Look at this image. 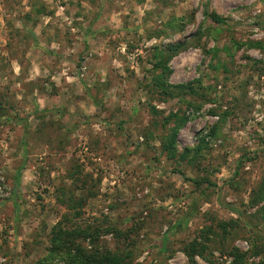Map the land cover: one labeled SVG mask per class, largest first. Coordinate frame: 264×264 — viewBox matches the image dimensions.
<instances>
[{
  "label": "rangeland",
  "instance_id": "obj_1",
  "mask_svg": "<svg viewBox=\"0 0 264 264\" xmlns=\"http://www.w3.org/2000/svg\"><path fill=\"white\" fill-rule=\"evenodd\" d=\"M60 226L264 264V0H0V264H73Z\"/></svg>",
  "mask_w": 264,
  "mask_h": 264
},
{
  "label": "trees",
  "instance_id": "obj_2",
  "mask_svg": "<svg viewBox=\"0 0 264 264\" xmlns=\"http://www.w3.org/2000/svg\"><path fill=\"white\" fill-rule=\"evenodd\" d=\"M214 20L216 22H221L222 19L217 14H212ZM183 43H177L170 47V50H174L173 53H176L180 47H182ZM185 87V86H184ZM189 87V85H188ZM79 205H83L80 201ZM84 234H89L95 238L92 233L88 230H80V229H65L64 227L56 228L55 236L53 237V253L56 255H61L67 253L70 255L69 260L73 262V264H127L128 258L132 257V252H114L111 250L101 251L99 249H95L94 251H86L84 247H82L76 240L80 237H83ZM128 236V234H127ZM130 236V235H129ZM128 236V238H129ZM94 242V241H93ZM69 243H72L73 247L69 246ZM77 243V244H76ZM76 244V245H75ZM202 247L204 245L201 242L193 241L190 246L185 247V253L187 254L190 262L192 264H196L195 254L200 253L203 254ZM67 251V252H65ZM237 260L239 261V257L241 255L239 250H235L234 252ZM40 264H48L47 261L40 262Z\"/></svg>",
  "mask_w": 264,
  "mask_h": 264
}]
</instances>
